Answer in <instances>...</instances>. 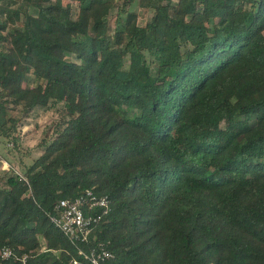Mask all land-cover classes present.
Listing matches in <instances>:
<instances>
[{
    "label": "trees",
    "instance_id": "16d2710c",
    "mask_svg": "<svg viewBox=\"0 0 264 264\" xmlns=\"http://www.w3.org/2000/svg\"><path fill=\"white\" fill-rule=\"evenodd\" d=\"M37 107L57 118L0 173V264L21 263L4 246L28 264H264V0H0V138L19 148ZM87 189L108 207L73 241L51 214Z\"/></svg>",
    "mask_w": 264,
    "mask_h": 264
},
{
    "label": "built area",
    "instance_id": "2783aa9c",
    "mask_svg": "<svg viewBox=\"0 0 264 264\" xmlns=\"http://www.w3.org/2000/svg\"><path fill=\"white\" fill-rule=\"evenodd\" d=\"M4 166L6 167L5 169H8L12 165L5 160ZM17 172L21 173L20 171ZM96 206H105L107 208L108 197L98 196L91 189H87L86 193L80 196L61 198L56 205V211L51 214V219L73 241L86 240L92 224L100 218V214L89 212ZM1 255L3 257L14 255L21 261L20 264H28V254L25 253L22 256H18L8 246H4L1 249ZM111 256H113V253L106 248H92L90 250L79 248L78 256L72 257L64 264H103V261Z\"/></svg>",
    "mask_w": 264,
    "mask_h": 264
},
{
    "label": "rangeland",
    "instance_id": "374dc122",
    "mask_svg": "<svg viewBox=\"0 0 264 264\" xmlns=\"http://www.w3.org/2000/svg\"><path fill=\"white\" fill-rule=\"evenodd\" d=\"M132 7L139 12L138 22L140 24H145L152 15L151 9L142 7L137 2H134ZM112 12H116V7L112 9ZM116 18L115 16L111 18L112 28L115 26ZM67 55L68 58L77 60L74 54L67 53ZM128 66L129 56L125 59V67ZM55 118H57L55 107H37L23 119L20 125L21 140L19 148L13 147V144L3 137L0 138V173L6 168L4 166L5 160L14 166L17 171L24 172V165L31 164L42 151V146H39L38 143Z\"/></svg>",
    "mask_w": 264,
    "mask_h": 264
}]
</instances>
